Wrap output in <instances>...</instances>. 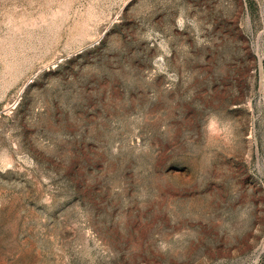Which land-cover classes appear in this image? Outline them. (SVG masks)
I'll list each match as a JSON object with an SVG mask.
<instances>
[{"label": "rangeland", "instance_id": "obj_1", "mask_svg": "<svg viewBox=\"0 0 264 264\" xmlns=\"http://www.w3.org/2000/svg\"><path fill=\"white\" fill-rule=\"evenodd\" d=\"M0 264H264V0H0Z\"/></svg>", "mask_w": 264, "mask_h": 264}]
</instances>
